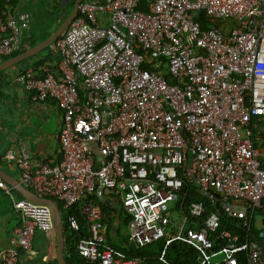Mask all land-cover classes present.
<instances>
[{"label":"built area","instance_id":"built-area-1","mask_svg":"<svg viewBox=\"0 0 264 264\" xmlns=\"http://www.w3.org/2000/svg\"><path fill=\"white\" fill-rule=\"evenodd\" d=\"M13 2L0 0V58L23 50L19 21L32 27L29 15L7 17L2 9ZM50 52L52 61L23 69L14 83L31 103L52 101L58 110L59 160L32 169L23 150L3 158L15 161L33 194L59 204L74 233L77 219L65 213L78 209L88 235L76 244L82 259L140 264L105 244L90 199L112 195L137 249L172 226L164 246L186 244L197 264H239L240 254L264 264V159L254 143L264 131V0H146L145 11L138 0L82 1ZM185 181L220 197L222 214L239 220L244 237L219 230L218 210L202 218L200 202L183 210ZM0 188L21 217L0 264H18L37 231L53 233V216L46 205L13 198L1 179ZM152 264H167L164 250Z\"/></svg>","mask_w":264,"mask_h":264},{"label":"crops","instance_id":"crops-1","mask_svg":"<svg viewBox=\"0 0 264 264\" xmlns=\"http://www.w3.org/2000/svg\"><path fill=\"white\" fill-rule=\"evenodd\" d=\"M41 1L14 0L8 7H3L2 9L7 14V17L18 19L19 15H29L32 26L30 30H26L21 26V22H18L21 35L25 41L24 51L33 47L30 46V40L33 36L36 37L38 33V25L43 16L40 8ZM48 1L50 8L59 6V8L63 9L70 0L61 1L60 3L59 0ZM20 3L22 5L31 3L35 11L34 14L30 11L24 12L20 10L18 6ZM61 9L60 13L62 12ZM58 15L60 16V14ZM37 55L31 57V59L29 58L30 60L19 62L6 70L0 71V170L19 182L23 187L25 186L21 182V170L16 166L15 161L6 160L3 156L9 155L19 159L22 156L21 150H23L24 154L29 157L32 169L37 168L42 163L54 164L59 160L56 141V134L60 124L58 110L52 101L41 104L31 103L28 94L14 83V77L23 69L33 67L32 65L39 60H47V56L50 59L46 62L53 60V54L50 51ZM3 62L5 61L0 58V64ZM262 125L264 126V123ZM254 143L264 159V131L262 134L255 135ZM7 187L10 189L9 191L13 198L24 199L21 193L13 187L9 185ZM101 205L102 211L98 209L102 214L105 244L107 243L110 248L125 247L126 243H128L126 227L129 219L121 208L120 197L106 195L101 200ZM56 206L58 208V205ZM184 208L183 210H185ZM181 218L182 216L176 213L173 221H179ZM60 220L62 224L61 216ZM20 226V213L14 209L10 196L0 188V253L8 247L13 231ZM32 246V253L30 255L21 254L18 264H55L57 243H55L54 233L43 234L37 231L34 235Z\"/></svg>","mask_w":264,"mask_h":264},{"label":"trees","instance_id":"trees-1","mask_svg":"<svg viewBox=\"0 0 264 264\" xmlns=\"http://www.w3.org/2000/svg\"><path fill=\"white\" fill-rule=\"evenodd\" d=\"M61 1L66 0H59V3ZM139 1V9L142 11H145V2L146 0H138ZM74 0H70L65 5L69 6L70 11L73 7ZM60 13L59 6L56 8V15ZM59 16V15H58ZM196 19L201 22L202 26H206V21L203 19V15H197ZM61 23V21H60ZM59 23V24H60ZM48 36H41L39 38L33 36L30 40V46H34L44 40H46ZM24 49L20 52L22 53ZM50 51V47H47L43 49L40 54H44ZM18 53V54H20ZM18 54L11 56L9 58H2L4 61L9 60ZM38 56V55H37ZM31 59V58H30ZM29 58L24 60H30ZM46 59H50L49 56L46 57ZM47 60H39L35 62L32 66L37 67L39 65H42ZM23 62V61H22ZM164 62H162V66L160 69L161 74H166L163 71L164 68ZM183 193L185 194V200L183 202V207H186L189 202H200L204 208V215L202 218H204L208 213L216 212L217 210L220 211V228L219 230H230L233 233H237L241 238L244 237L245 232L243 228L241 227V224L239 220L229 218L226 215L222 214L221 208H220V201L221 198L217 196H213L214 200H211L208 196H203L200 194V191L195 186L193 181H185L184 187L182 189ZM92 203H94L100 210L102 208L101 200L98 199H90ZM56 205L59 204L56 201H53ZM185 209V208H184ZM102 211V210H101ZM65 215L67 216H74L77 219L78 225H79V232L74 233L69 230L68 223L65 221V217L62 218V227H63V238L65 241L64 246V260L66 264H90L89 262L82 259L77 250H76V244L80 240L87 239L88 235L86 233V226L84 218L80 215L78 209L72 208L68 210ZM192 224H188L189 227H191ZM256 234V230L252 227L250 235L248 236V239L251 240L254 235ZM173 236V229L171 227L166 228V232L164 234V238L162 240L157 241L155 243H152L148 245L147 247L137 249L133 246H131L129 243H126L125 247L123 248H115L111 247L113 251L116 253V255L123 257L126 260H137L140 264H152L155 263L158 260L159 255L164 250V260L167 264H197L196 263V252L191 247L187 246L186 244H183L179 241H172L169 242L168 245L164 246V242L168 239H170ZM107 245V243H106ZM239 260V264H247L244 256L242 254L237 256ZM55 264H57L55 262ZM98 264V263H95Z\"/></svg>","mask_w":264,"mask_h":264},{"label":"water","instance_id":"water-1","mask_svg":"<svg viewBox=\"0 0 264 264\" xmlns=\"http://www.w3.org/2000/svg\"><path fill=\"white\" fill-rule=\"evenodd\" d=\"M83 0H75L73 3L72 11L70 15L67 16H61L60 19L61 24L58 25V27L53 31L50 36L34 45L33 47L23 51L22 53L18 54L17 56L6 60L2 64H0V71L6 70L13 65L22 62L28 58H31L37 54H39L43 49L50 47L53 42L63 33V31L66 29V27L69 25L71 20L74 18L76 15V9L77 6L82 2ZM99 3L101 0H97ZM94 146V145H93ZM94 154H97V151L93 152ZM0 179L6 183L7 185L13 187L15 190L21 193L24 199L35 203L39 205H46L49 207L51 214L53 216V233H54V238H55V243H57V255H56V262L57 264H66L64 258H63V251H64V240H63V227L61 224L60 216L58 213V208L56 204L53 202V200L50 199H41L35 194H33L29 189L23 187L19 182L16 180L10 178L7 174H5L2 170H0ZM195 185L198 187V184L195 183ZM203 196H208L207 193L200 192ZM220 214V213H219ZM259 247L263 253L264 256V245L259 242ZM23 254V253H22Z\"/></svg>","mask_w":264,"mask_h":264},{"label":"rangeland","instance_id":"rangeland-1","mask_svg":"<svg viewBox=\"0 0 264 264\" xmlns=\"http://www.w3.org/2000/svg\"><path fill=\"white\" fill-rule=\"evenodd\" d=\"M75 1V0H74ZM83 1H87V0H83ZM42 4L40 6V8L42 9L43 12V16L41 17L42 20L38 25V29H37V34L36 37L39 38L41 36H48L50 34L53 33V31L58 27V23H60V21H62L60 19V16H67L70 15L71 11L69 6L65 5L60 14V16L56 15V6L55 7H51L48 5L49 1L48 0H42L41 1ZM19 9L24 11V12H32V14H34V10L32 8V4L28 3L27 5H22L21 3L18 5ZM46 13V15H44ZM61 24V23H60ZM163 71L166 72V67L163 68ZM264 157V156H263ZM171 207V205H169ZM173 218L176 217V215L172 214ZM220 258V257H218ZM216 258V259H218ZM215 259V260H216Z\"/></svg>","mask_w":264,"mask_h":264}]
</instances>
